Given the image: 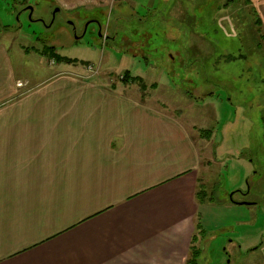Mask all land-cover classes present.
I'll return each mask as SVG.
<instances>
[{
  "label": "crops",
  "instance_id": "crops-1",
  "mask_svg": "<svg viewBox=\"0 0 264 264\" xmlns=\"http://www.w3.org/2000/svg\"><path fill=\"white\" fill-rule=\"evenodd\" d=\"M12 32L0 25V264H187L204 128L132 78L32 82L33 53H54L14 46Z\"/></svg>",
  "mask_w": 264,
  "mask_h": 264
},
{
  "label": "rangeland",
  "instance_id": "rangeland-1",
  "mask_svg": "<svg viewBox=\"0 0 264 264\" xmlns=\"http://www.w3.org/2000/svg\"><path fill=\"white\" fill-rule=\"evenodd\" d=\"M94 3L71 10L61 0H0V25L11 28L14 46L54 51L34 52L35 65L26 56L32 82L64 71L122 84L128 70L147 100L193 118L211 138L199 186L198 264H264L263 0ZM248 180L252 192L234 199L256 204L232 202Z\"/></svg>",
  "mask_w": 264,
  "mask_h": 264
},
{
  "label": "trees",
  "instance_id": "trees-1",
  "mask_svg": "<svg viewBox=\"0 0 264 264\" xmlns=\"http://www.w3.org/2000/svg\"><path fill=\"white\" fill-rule=\"evenodd\" d=\"M53 49V47H52ZM49 51H52V53H54L53 50H50ZM59 59H62V58H65L63 56H60V55H57ZM63 60V59H62ZM68 60H72L71 58H69ZM128 74H129V71L128 72H125L122 79L123 80H129L130 77H128ZM209 131V130H208ZM201 188L198 189L197 191V197L202 200V192L200 190ZM197 229H198V232L199 230L201 229V225H200V222H199V218L197 219ZM199 233L197 234H194L193 236V239H192V245H191V249H190V254H189V258L187 259V264H198V258L199 256L201 255V252H202V248L197 244L198 240H199Z\"/></svg>",
  "mask_w": 264,
  "mask_h": 264
},
{
  "label": "water",
  "instance_id": "water-1",
  "mask_svg": "<svg viewBox=\"0 0 264 264\" xmlns=\"http://www.w3.org/2000/svg\"><path fill=\"white\" fill-rule=\"evenodd\" d=\"M237 191V190H236ZM236 191H234V192H232L231 194H230V200L232 201V202H234V203H238V204H247V205H251V204H255V201L253 202V201H250V200H236V199H234V193L236 192ZM250 191V186L248 187V191L247 192H249Z\"/></svg>",
  "mask_w": 264,
  "mask_h": 264
},
{
  "label": "flooded vegetation",
  "instance_id": "flooded-vegetation-1",
  "mask_svg": "<svg viewBox=\"0 0 264 264\" xmlns=\"http://www.w3.org/2000/svg\"><path fill=\"white\" fill-rule=\"evenodd\" d=\"M251 185V183L249 182V180H248V183H247V185H246V188L243 190L242 188H240V189H238L235 193H234V195L233 196H235V194H237V193H240V195L241 196H244V197H247V196H249V194L252 192V188L250 187V191L249 192H247L248 191V187ZM242 200H244V199H242ZM256 204V203H255Z\"/></svg>",
  "mask_w": 264,
  "mask_h": 264
},
{
  "label": "built area",
  "instance_id": "built-area-1",
  "mask_svg": "<svg viewBox=\"0 0 264 264\" xmlns=\"http://www.w3.org/2000/svg\"><path fill=\"white\" fill-rule=\"evenodd\" d=\"M19 84H22V83H19Z\"/></svg>",
  "mask_w": 264,
  "mask_h": 264
}]
</instances>
